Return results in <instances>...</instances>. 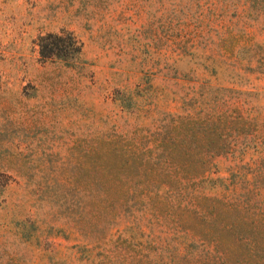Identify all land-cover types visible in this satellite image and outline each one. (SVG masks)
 Returning a JSON list of instances; mask_svg holds the SVG:
<instances>
[{"label":"rangeland","instance_id":"obj_1","mask_svg":"<svg viewBox=\"0 0 264 264\" xmlns=\"http://www.w3.org/2000/svg\"><path fill=\"white\" fill-rule=\"evenodd\" d=\"M0 264H264V0H0Z\"/></svg>","mask_w":264,"mask_h":264},{"label":"trees","instance_id":"obj_2","mask_svg":"<svg viewBox=\"0 0 264 264\" xmlns=\"http://www.w3.org/2000/svg\"><path fill=\"white\" fill-rule=\"evenodd\" d=\"M37 44L42 58H59L67 64L73 63L82 49L79 39L69 30L40 34Z\"/></svg>","mask_w":264,"mask_h":264}]
</instances>
